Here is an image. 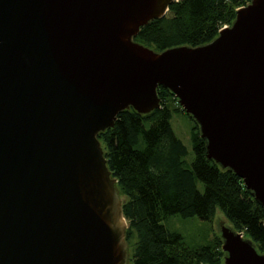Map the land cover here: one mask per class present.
<instances>
[{"label": "water", "instance_id": "obj_1", "mask_svg": "<svg viewBox=\"0 0 264 264\" xmlns=\"http://www.w3.org/2000/svg\"><path fill=\"white\" fill-rule=\"evenodd\" d=\"M175 0H0V264H129L118 180L99 135L169 90L209 160L264 209V0L210 43L135 41ZM222 264L264 253L216 215Z\"/></svg>", "mask_w": 264, "mask_h": 264}, {"label": "trees", "instance_id": "obj_2", "mask_svg": "<svg viewBox=\"0 0 264 264\" xmlns=\"http://www.w3.org/2000/svg\"><path fill=\"white\" fill-rule=\"evenodd\" d=\"M252 0H181L163 19L141 29L135 41L156 52L213 41L224 26L232 24L238 9ZM161 108L148 115L125 110L116 126L99 135L108 166L125 198L123 215L128 221L126 239L137 240L129 264H222V240L189 249L183 238L163 221L173 216L213 222L217 210L235 231L244 233L264 253V209L244 182L231 171L209 160L200 128L167 89L158 88ZM169 103L177 108L172 109ZM192 121L194 161L172 127L175 113ZM199 185L203 186V191Z\"/></svg>", "mask_w": 264, "mask_h": 264}, {"label": "rangeland", "instance_id": "obj_3", "mask_svg": "<svg viewBox=\"0 0 264 264\" xmlns=\"http://www.w3.org/2000/svg\"><path fill=\"white\" fill-rule=\"evenodd\" d=\"M167 14H169V11L167 12ZM231 25L232 24L227 25V28L231 27ZM169 106L172 109L177 108V105L174 103H169ZM171 124L177 137L182 140V142L185 144V146L189 151V156L187 157V161L189 163H192L194 161V153L191 142V133L193 129L192 121L186 116V114L182 112L179 113L177 112L174 114L171 120ZM199 187L200 190L203 191V186L199 185ZM120 198L123 204L125 202V198L124 197H120ZM216 215L221 216L226 222V224L230 225L222 212L217 210ZM216 215L212 223L201 221L197 218L184 219L180 216H173L163 221V224L167 227L169 231L180 234L183 238V242L189 249L196 250L204 246L214 245L216 235L218 234V230L216 229V220H217ZM126 225L128 229L129 223L127 220H126ZM136 243L137 240L135 239L132 241L131 245L129 246L130 257L132 256L133 251L136 248Z\"/></svg>", "mask_w": 264, "mask_h": 264}, {"label": "built area", "instance_id": "obj_4", "mask_svg": "<svg viewBox=\"0 0 264 264\" xmlns=\"http://www.w3.org/2000/svg\"><path fill=\"white\" fill-rule=\"evenodd\" d=\"M176 2H179V0H175V3H176ZM224 28H227V26H224L222 29H224Z\"/></svg>", "mask_w": 264, "mask_h": 264}]
</instances>
